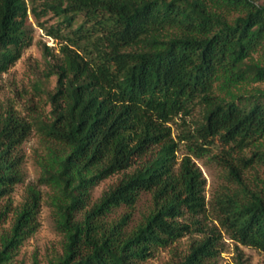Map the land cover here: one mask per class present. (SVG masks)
<instances>
[{
    "label": "trees",
    "instance_id": "obj_1",
    "mask_svg": "<svg viewBox=\"0 0 264 264\" xmlns=\"http://www.w3.org/2000/svg\"><path fill=\"white\" fill-rule=\"evenodd\" d=\"M62 17L63 58L48 63V116L35 120L42 150L38 183L61 252L47 264H141L159 247L200 232L167 264H213L220 230L235 244L264 251V179L249 186L243 168L264 162V4L258 0H0V72L19 56L18 16L37 6ZM81 17L77 22L76 17ZM77 22V23H76ZM60 26L57 28V32ZM18 35V36H17ZM200 106L188 131L196 154L216 153L234 184L212 203L218 227H202L203 181L188 155L174 167L170 123ZM12 109L0 112V198L22 180L16 147L31 129ZM253 145L249 156L234 153ZM118 175L91 201V189ZM142 193L151 205L130 224ZM41 194L28 185L0 264H10L36 229ZM119 207L125 210L113 216ZM9 210L0 211V221ZM186 216V217H185ZM183 218L184 220L180 219ZM186 218V219H185ZM188 220H192L188 222ZM234 264H246L236 247ZM33 264H38L36 260Z\"/></svg>",
    "mask_w": 264,
    "mask_h": 264
},
{
    "label": "rangeland",
    "instance_id": "obj_2",
    "mask_svg": "<svg viewBox=\"0 0 264 264\" xmlns=\"http://www.w3.org/2000/svg\"><path fill=\"white\" fill-rule=\"evenodd\" d=\"M264 4V0H258ZM37 6L36 15H32L29 8L25 17L18 16V21L23 24L18 30L20 44L19 56L0 72V112L9 109L19 117L32 124L31 129L25 138L16 147L19 154V171L22 180L16 183L10 193L0 198V211L9 206V210L0 221V234L6 232L13 220L14 214L26 198L28 185H33L40 191L41 198L39 208L36 212V229L28 236L14 252L10 264H33L36 260L38 264H47L49 258L55 257L61 252L62 236L56 231L53 223L51 209L47 204L48 188L38 183L39 167L36 163V154L42 150V141L39 131L35 128V120L44 119L48 116L50 104L46 95V90L51 91L56 84L54 75L46 76L48 63H58L63 58L62 46L65 40L55 38L49 31L63 33L65 28L61 25L62 17L53 11H44L41 5ZM77 22L81 17H76ZM76 22V23H77ZM60 26L58 32L57 28ZM18 36V35H17ZM264 86V82L259 84ZM200 106L196 105L189 115L176 117L171 125V136L176 143L174 150V167L176 168L182 157L188 155L200 172L203 181L201 193L205 203V214L199 216L202 227L218 226V221L212 210V203L218 192L225 191L227 187L234 185L228 179L227 166L215 157L216 153L223 151L218 140L201 154H196L189 149L190 141L187 138L188 131H192L196 122L200 119ZM256 144L264 149V136L256 141ZM256 147L253 145L244 148L242 151L234 153V156L241 154L249 156ZM243 176L249 186H260L264 179V162H253L243 168ZM118 175H112L91 189V201H95L101 193L108 188ZM151 205V194L142 193L132 209L130 224H134L146 212ZM125 210L119 207L112 214L117 216ZM186 217V216H185ZM184 220L182 217L180 218ZM186 219V218H185ZM191 222L192 220H188ZM217 238V253L211 260L213 264H234L236 257V247H238L245 258L246 264H264V251L235 244L223 230ZM202 236L200 232L185 233L168 247H159L154 255L147 258L141 264H167L172 253H183L186 251L192 239Z\"/></svg>",
    "mask_w": 264,
    "mask_h": 264
}]
</instances>
